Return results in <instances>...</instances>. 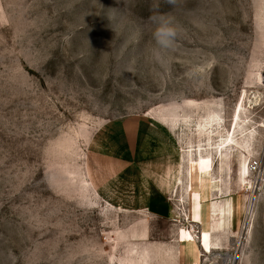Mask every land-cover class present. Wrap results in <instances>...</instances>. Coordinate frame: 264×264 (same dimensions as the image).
Here are the masks:
<instances>
[{"label":"rangeland","instance_id":"374dc122","mask_svg":"<svg viewBox=\"0 0 264 264\" xmlns=\"http://www.w3.org/2000/svg\"><path fill=\"white\" fill-rule=\"evenodd\" d=\"M137 154L199 227L147 239ZM0 264H264V0H0Z\"/></svg>","mask_w":264,"mask_h":264},{"label":"crops","instance_id":"0c3cea01","mask_svg":"<svg viewBox=\"0 0 264 264\" xmlns=\"http://www.w3.org/2000/svg\"><path fill=\"white\" fill-rule=\"evenodd\" d=\"M135 149L130 153V158L133 161L135 159ZM167 155V154H166ZM158 155L154 158H144L141 155H136V165L140 167V176L142 178V191L140 199L142 203L138 206L137 210L140 215L137 217L136 221L142 222L146 220L147 222V239L151 234L150 222L151 220L160 219L164 222H169L174 224V222H181L183 220L188 225H193V227H199L201 223L196 221H188L185 217V214L188 212V204L185 198L182 187H177V182L174 181V171L178 164L177 156L174 155V160L171 155ZM183 155V154H182ZM222 175V174H221ZM194 176V175H193ZM173 177V178H172ZM223 177V176H222ZM181 179L183 185H185L186 178L182 174ZM200 179V178H198ZM147 186L143 189L144 186ZM230 190H235V188L229 184ZM230 192V191H229ZM224 192H217L215 194L211 193L209 198L216 197V199H222L224 197ZM220 196V197H219ZM139 197V196H137ZM180 216V221L176 218ZM230 222L227 223V226L230 227Z\"/></svg>","mask_w":264,"mask_h":264},{"label":"bare ground","instance_id":"6f19581e","mask_svg":"<svg viewBox=\"0 0 264 264\" xmlns=\"http://www.w3.org/2000/svg\"><path fill=\"white\" fill-rule=\"evenodd\" d=\"M237 117H238V109H236L235 112H234V119L232 121V126H235ZM241 134L244 136V135H248L249 132L247 133V132L243 131V132H241ZM227 141L228 140L223 142L224 146L221 149V158H222V161H223L222 171L223 170L225 171V176L222 177V175H221V178H223L224 184H225V177H226V174H227V163H226L224 158H225V156H227V154H228V152H229V150L231 148L232 149H234V148L238 149V146H239L238 144H234L231 141H228V142ZM249 159H250V154H247V152H245V155H244V158H243V161H242L241 176L243 178L244 186L250 189L252 184H253V182L250 179ZM222 191L224 192V190H222ZM223 201L224 200H221V202H222L221 205H220L221 212H219V214H221V216H220L221 217V221H222V224L224 225L225 218L227 216V214H226L227 208H226V204H224ZM193 205H194V203L192 202L191 205L189 206V208L191 209V206L193 207ZM207 205H209L208 204V200H203L202 204H201V208H200L201 209V218L203 220L204 225H206V226L203 227V234H205L207 232L208 225H209L210 218H211V208L208 207ZM234 211H235V209H234ZM188 219H189V217H188ZM205 249L207 251H210V243H209V241L205 245Z\"/></svg>","mask_w":264,"mask_h":264},{"label":"built area","instance_id":"2783aa9c","mask_svg":"<svg viewBox=\"0 0 264 264\" xmlns=\"http://www.w3.org/2000/svg\"><path fill=\"white\" fill-rule=\"evenodd\" d=\"M261 161L258 158H254L249 162V169L252 173H257L260 170Z\"/></svg>","mask_w":264,"mask_h":264},{"label":"clouds","instance_id":"9594fccd","mask_svg":"<svg viewBox=\"0 0 264 264\" xmlns=\"http://www.w3.org/2000/svg\"><path fill=\"white\" fill-rule=\"evenodd\" d=\"M162 31H164V29L157 28V30H156V32L154 33V35H155L157 38H159L160 35H161V32H162ZM168 34H169V35H174V33L171 32V30H168Z\"/></svg>","mask_w":264,"mask_h":264}]
</instances>
